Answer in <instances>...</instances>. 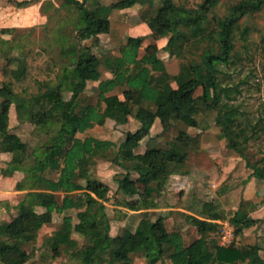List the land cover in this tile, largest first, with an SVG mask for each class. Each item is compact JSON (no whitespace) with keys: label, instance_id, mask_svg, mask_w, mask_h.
<instances>
[{"label":"trees","instance_id":"16d2710c","mask_svg":"<svg viewBox=\"0 0 264 264\" xmlns=\"http://www.w3.org/2000/svg\"><path fill=\"white\" fill-rule=\"evenodd\" d=\"M39 1L14 0V4L26 7ZM156 1L117 0L103 5L99 0H61L62 6L74 9V31H88L89 39H94L92 44H83L77 49L81 72L89 71L97 62L110 75L100 78L96 103L82 100L85 78L58 82V103L50 108L52 124L43 131L44 141L33 148L32 163L28 159L29 144L18 134L7 131L5 123L11 102L22 101V107L26 98L4 80L0 81V154H12L6 166L0 168V176L9 177L21 171L24 178L16 187L28 190L26 198L16 206L13 221L0 224V264H26L33 253L17 237H37L56 214L64 215L63 224L43 242L52 259L64 252L82 264H133L134 257L142 253L151 264L262 263L257 245L245 246L238 241L246 228L260 221L249 216L243 207L229 217L214 209V203L209 201L208 208L204 205L202 210L203 217L184 214L191 224L187 235L180 229L170 228L166 215L153 219L148 211L141 212L143 215L134 230L126 226L118 234H111L108 198L102 200L98 194L107 195L111 187L93 177L98 157L107 156L112 147L134 161L132 168L126 169L139 172L148 196L137 206H130L137 210L159 205L157 198L162 191L155 186L158 172L154 164L163 165L170 176L181 174L180 168L187 161L184 148L195 137L184 129L169 143L164 154L150 147L144 160L136 161V143L151 133L158 118L165 130L178 122L199 127V113L218 109L217 122L228 147L246 158L251 176L264 179V33L248 24L264 9V0H240L226 15L216 14L212 18L208 14L221 0H160L157 12L144 19L150 33L129 35L116 51L103 49L101 54L94 51L99 46L100 34L111 31L109 19L113 11L136 4L152 7ZM175 15L180 17L178 21L173 20ZM167 24L171 30L165 27ZM149 37L153 42L142 51ZM166 37L168 41L163 49L170 55L185 59L187 49L196 54L183 61L176 74L156 54L160 48L149 51L158 39ZM13 49L11 39L0 38V53L7 59L4 73L12 61ZM117 89L121 90L123 99L118 98ZM198 89L202 92L195 96ZM46 93L40 95L45 98ZM40 98L37 96L34 104ZM37 116L28 114L25 120ZM130 116L140 122V127L128 132L119 145L86 134L108 119L119 125L126 124ZM250 151L259 157L252 161ZM50 172L56 176H49ZM82 181L87 183V188L81 185ZM115 181L117 193L134 196L139 192V181L127 170L116 175ZM72 209L82 213L79 214L82 221L77 225L71 215H66ZM218 219L229 220L235 226L236 239L229 246L218 243L221 227ZM74 232L85 237V245L72 236Z\"/></svg>","mask_w":264,"mask_h":264},{"label":"rangeland","instance_id":"374dc122","mask_svg":"<svg viewBox=\"0 0 264 264\" xmlns=\"http://www.w3.org/2000/svg\"><path fill=\"white\" fill-rule=\"evenodd\" d=\"M99 1L103 5H108L117 0ZM239 1L221 0L219 5L208 14L209 18L216 14L220 16L226 15L229 8ZM14 5V0H0V38L9 37L14 42L12 61L7 66L5 73L4 66L7 63V59L2 52L0 53V81L4 80L19 95L26 98L22 107H20L22 101L11 102L8 108L7 122L5 123L7 131L18 134L29 144L30 154L28 159L29 163H32L33 156L31 152L33 148L40 141H44L45 133L43 131L52 124L50 108L58 103L57 99L59 97L56 88L58 82L66 79L81 80L85 78L86 88L82 100L96 103L98 101L97 84L100 78L109 74L97 62L89 71L81 72L79 68L81 62L76 56L78 54L77 49L83 44H92L94 39H89L90 34L88 31H74L71 26L74 21L73 8L62 6L60 10L56 11H54V8L46 12L41 10L45 19L47 17L45 22L43 21L44 23H36L34 26L29 25L24 27L25 29L8 30L6 27L11 23V15L17 10ZM159 6L160 0H157L152 7L136 4L125 10L113 11L109 19L111 31L101 35L99 46L98 48L95 47L94 51L100 54L103 49L116 51L129 35L138 36L150 33V27L144 19L154 15ZM179 19L178 15L173 16V20L178 21ZM169 20H172V17ZM169 20L168 22H170ZM248 24L259 28L264 33V9L256 14L254 18H251ZM165 27L171 30L168 24ZM256 34L260 36V33ZM167 41L168 37L158 39L156 41L157 45L151 47L149 51L156 52L160 48L158 50L159 53L156 54L165 60L168 70L176 74L180 70L182 62L188 58L196 57V54H192V51L187 49V57L185 59L170 55L167 50L163 49ZM150 42H153L151 37L145 40L142 51ZM173 86L175 87L176 85ZM46 92H48L47 97H42L43 93L47 94ZM201 92V89H198L195 96L200 95ZM116 93L119 99H123L120 89H117ZM62 95L66 99L69 98L67 94ZM37 96L41 97L36 100L37 105L40 106L39 108L34 104ZM30 97L33 98L30 99ZM145 105L154 108L152 104V106L148 103H145ZM28 114H36L38 116L33 120L26 121ZM218 115V109L203 111L198 114L199 127H190L178 122L175 126L166 130L158 118L151 129V133L139 143H136V161H142L148 151L147 149L150 147H156L160 149V153L164 154L165 148L178 136L181 129L187 130L195 137L190 140V145L184 148L188 158L186 163L180 168L181 174L169 176L163 165H153V168L158 172L155 186L162 191L161 196L157 198L159 205L156 208L137 210L130 207L137 206L142 200L148 198L139 179V172L126 169V167L132 168L133 166L134 161L131 158L125 154L117 153V148L112 147L108 150L107 156L98 157L97 165L93 169V177L111 187L107 195L98 194L102 200L108 198L106 206L111 218L112 235L118 234L126 226L134 230L142 214H139V212L148 211L153 219L163 214L167 218L172 219L175 225L183 224L186 227L185 213L178 212L179 215L174 217L175 211L165 209L171 206L183 207L190 209L195 215L201 216L203 204L208 208L206 203L210 201L212 204L213 202L216 203L214 208L225 207L223 210L226 214L224 212L222 214L232 216L235 211L242 207L245 211L248 206L251 205L252 207V203L248 204L247 201L241 199L243 196L239 197V195H241L251 178H255L258 183L262 179L254 175L251 176L250 173L252 171L246 166V158L228 147L227 139L221 135V128L217 122ZM138 127H140V122L130 116L126 124L119 125L115 121L108 119L104 124L96 126L86 134L110 140L119 145L126 139L128 132H135ZM86 134L82 135L85 136ZM258 157L253 151H250L249 158L252 161ZM11 158V153L0 154V168L5 167ZM126 170L131 173L133 179L139 181V192L134 196H125L117 193L115 177ZM55 174L50 172L49 176L55 177ZM23 178L24 173L21 171L9 177L0 176V224L3 221H13V217L17 215V204L26 198L28 190H18L16 187V184ZM175 182L181 183L175 186ZM81 185L87 188L85 181H82ZM179 188H182V190ZM160 207H164V209L161 210ZM67 214L73 217L75 225L81 223L82 219L79 216V214H82L81 212L79 213L77 210L72 209L68 210ZM63 216L56 214L54 220L44 225V229L35 238L17 237L19 240H24V247L33 253L32 258L26 264H82L79 260L64 252L56 259L50 258L51 255L46 253L47 249L43 242L62 226ZM172 222L169 223V226L174 228ZM72 236L78 239L81 244H86L85 237L79 233L74 232ZM167 262H169V259H167ZM133 264L151 263L141 253L134 257ZM157 264H161V262Z\"/></svg>","mask_w":264,"mask_h":264},{"label":"crops","instance_id":"0c3cea01","mask_svg":"<svg viewBox=\"0 0 264 264\" xmlns=\"http://www.w3.org/2000/svg\"><path fill=\"white\" fill-rule=\"evenodd\" d=\"M15 8L17 10H15V12L11 15L12 16L11 23H10V25H8V27H6V28H8V30L9 29H11V30L17 29L18 30V28H24V27H27L29 25L34 26V25H36V23H42L43 21L45 22L47 17L45 19V16L43 15L41 10H43L45 12L50 10L51 8H54V11L60 10L62 8V2H61V0H40L39 2L30 4L26 7H16L15 6ZM7 13H9V12H7ZM59 24L62 25L60 22H59ZM70 24H72V23H70ZM71 26L73 27V24ZM101 35L102 34H100V37H102ZM7 38L10 39L9 37H7ZM11 40H12V38H11ZM108 74L110 75V73H108ZM178 175L179 174L173 175V176H178ZM180 183L181 182H179V183L175 182V184H176L175 186L180 185ZM179 189L182 190V188H179ZM243 192L241 193V195H239V197L243 196V198H241V199L247 201L248 204L252 203V207L250 205L246 209L247 213L249 214V216L253 217L254 219H258L260 221L257 222L255 225L246 228L244 230L243 235H241L239 237L238 241L242 245H245V246L257 245L259 248V256L262 259L261 264H264V179H262V181H259V183H258L255 181V178H251L249 183L243 189ZM207 201H209V200H207ZM213 203L216 206V203L215 202H213ZM204 205L205 204H203L201 211L204 209ZM224 208H221V207L216 208L215 207L214 209H216L220 212H224V210H223ZM160 209L162 210V209H164V207H160ZM165 210L175 211L174 217L179 215L178 212L194 214L190 211V209L183 208V207L171 206V207H167V209H165ZM140 213L141 212H139V214ZM229 213L231 214V212H229ZM203 214L204 213L202 212L201 216L200 215H197V216L203 217ZM218 220L221 221L220 219H218ZM171 222H172V219L167 218L166 224L168 226H169V223H171ZM172 225L174 226V228L180 229L185 235H187V233H189L188 229H190V227H191V224H189L188 222H187L186 227H184L183 224L182 225H178V224L175 225L174 222H172ZM44 227L45 226H43L42 229H44ZM169 227L171 228V226H169Z\"/></svg>","mask_w":264,"mask_h":264},{"label":"built area","instance_id":"2783aa9c","mask_svg":"<svg viewBox=\"0 0 264 264\" xmlns=\"http://www.w3.org/2000/svg\"><path fill=\"white\" fill-rule=\"evenodd\" d=\"M220 224L218 243L222 246H229L236 239L235 226L229 220H222Z\"/></svg>","mask_w":264,"mask_h":264}]
</instances>
